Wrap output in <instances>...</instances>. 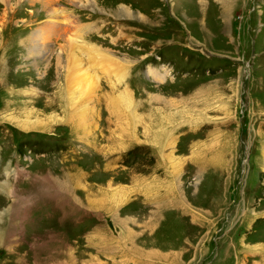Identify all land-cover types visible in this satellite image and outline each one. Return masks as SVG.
<instances>
[{"label": "rangeland", "instance_id": "374dc122", "mask_svg": "<svg viewBox=\"0 0 264 264\" xmlns=\"http://www.w3.org/2000/svg\"><path fill=\"white\" fill-rule=\"evenodd\" d=\"M9 1L0 264H264V0Z\"/></svg>", "mask_w": 264, "mask_h": 264}, {"label": "bare ground", "instance_id": "6f19581e", "mask_svg": "<svg viewBox=\"0 0 264 264\" xmlns=\"http://www.w3.org/2000/svg\"><path fill=\"white\" fill-rule=\"evenodd\" d=\"M3 4H6L7 5V3H9L10 1L9 0H0ZM51 0H44V3H43V6L46 8H48V7H50L51 8V11L52 12H55V13H58V10H57V8H53V7H51V6H49L50 4L49 3H51L50 2ZM71 1H73V2H77V4L78 5H80V6H85L84 4L85 3H83L82 1H80V0H71ZM86 1H88L90 4L92 3V4H96V2H95V0H86ZM31 2V1H30ZM41 3V2H40ZM42 4V3H41ZM87 4V3H86ZM8 7V6H7ZM10 7V6H9ZM122 9V8H121ZM126 9V13L128 12V9L127 8H125ZM61 20V19H60ZM79 26V25H78ZM56 29V28H55ZM58 31V30H57ZM41 33V32H40ZM65 33V32H64ZM65 35V34H64ZM44 36H46V35H44ZM43 37V36H42ZM65 39H63V40H65V43L70 47V48H76L77 46H76V44H77V41L75 40V38L74 37H72V36H65L64 37ZM43 39V38H42ZM83 42V41H82ZM41 44H44V42L42 41L41 42ZM83 44V43H82ZM86 46V45H85ZM44 47V46H43ZM64 48V47H63ZM62 48V49H63ZM99 48L98 47H95V48H93L92 46L91 47H88V55H89V57H93L94 59L96 58H98V60L100 59V63L99 64H101V66H102V68H103V70H104V72H108L109 70H108V68H112L114 65H110V64H108V66H107V64L106 65H104L105 64V62H102V61H104V59L103 58H105V55H103L102 53V51H100V50H98ZM63 50H65V49H63ZM86 51V50H85ZM67 52V51H66ZM61 53V52H60ZM92 54V55H91ZM60 55V54H59ZM86 55V54H85ZM61 56V55H60ZM64 57V56H63ZM101 59H102V61H101ZM68 60H70V61H72V63L74 64V65H77L75 68H76V70H79V72L81 73V74H83V76H86L87 77V79H88V86H90V87H94L95 85H96V83H97V77H96V75L94 76H92L91 74H88V70H87V68H85V69H82L83 67H80L79 65H81L82 64V61H81V59H79L78 58V56H77V54L76 53H74V51L73 50H71L70 51V54H69V58H68ZM106 62H108V59H106ZM95 63H96V61H95ZM104 63V64H103ZM94 65V64H93ZM68 67H70V66H68ZM108 67V68H107ZM82 71H81V70ZM67 70V69H66ZM68 72V71H67ZM76 72V71H75ZM111 72H112V74L115 76V78L117 79V78H119V72L118 71H114V69L112 70L111 69ZM67 74V73H66ZM73 75V74H72ZM88 75H90V77L88 76ZM67 76H69L68 74H67ZM74 76V75H73ZM98 76V75H97ZM81 77V76H80ZM69 78V77H68ZM83 78H85V77H83ZM86 80V79H85ZM85 80H84V82H85ZM118 80V79H117ZM75 85H78L79 86V83H78V81L75 83ZM84 86V85H83ZM86 87V86H85ZM77 88V87H76ZM80 90V89H79ZM82 91H83V89H82ZM86 90H84V92H85ZM80 92V91H79ZM118 96V95H117ZM123 96V98L124 97H128V94L126 93V95H124V94H120V98ZM113 97V96H112ZM119 97V96H118ZM82 98V97H81ZM122 99V98H121ZM120 99V100H121ZM126 99V98H125ZM112 104H114V103H112ZM83 109V108H82ZM85 109V108H84ZM83 123V122H82Z\"/></svg>", "mask_w": 264, "mask_h": 264}]
</instances>
